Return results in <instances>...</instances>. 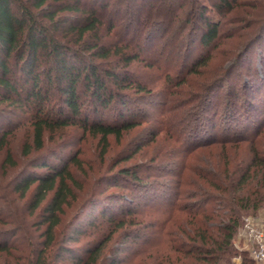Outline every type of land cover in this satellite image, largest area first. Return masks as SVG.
Wrapping results in <instances>:
<instances>
[{
  "label": "rangeland",
  "instance_id": "rangeland-1",
  "mask_svg": "<svg viewBox=\"0 0 264 264\" xmlns=\"http://www.w3.org/2000/svg\"><path fill=\"white\" fill-rule=\"evenodd\" d=\"M212 3L215 0H81V7H92L100 16L101 43L112 49L128 43L130 46L125 50L127 53L134 52L133 45H142L141 57L145 59L132 62L128 68L133 78L145 84L150 92L136 94L131 89L123 90V93L132 92L131 97L135 101L132 110L140 124L122 134L119 139L109 136L108 149L103 155L99 136H92L79 126H68L53 134L46 131L43 147L35 150L30 113L9 104L2 105L0 133L5 129L8 134L5 148L0 150V242L12 245V253H30L38 247L36 244L39 241V229L34 226L37 212L31 215L28 209L31 192L21 198L13 191L16 181L26 171H45L36 165L38 163H59L72 156L77 160V165H69L75 179L73 188L76 200L65 208L63 216L64 225L71 221V227H67L68 233L78 238L76 242H67L72 247L82 249L86 242L95 243L109 228L111 222L107 219V214L102 215V205H109L116 217L123 210L118 208L119 195L129 198L139 194L132 202L122 200L120 203L135 205L131 215L141 220V226H125L124 230L118 231L106 243L103 254L107 257L116 256L121 261L119 264H140L142 260L151 264L152 258L148 255L154 256L149 253H155L156 246L152 248V245L158 244L159 240L155 235L153 222L164 217L170 210L172 201L177 198L173 186L180 177L173 176L175 170L183 166L182 178H186L190 173L187 168L189 163H192L193 168L197 165V160H201L199 164L205 172L213 171V167L222 171L235 164L246 167L252 155L248 143L241 141L238 144L237 140L241 137H256L257 133L258 137L261 136L259 147L264 152V31L262 36L251 41L242 57L235 62L231 59L237 52L234 51L236 44L245 42L249 37L245 35L248 31L245 25L264 20V0H247V4L234 8L226 16L217 14ZM201 5L205 14L212 19L226 22L229 15H233L235 22L227 21L228 23L223 24V28L230 30H226V33L231 35L218 40L219 44L209 49L207 63L205 61L200 64L196 68L198 72L195 70L191 74L187 71L194 59L207 53L206 48L199 43ZM84 13L82 9L79 12H62L60 15L66 22L80 25ZM42 14L44 11H39V19H42ZM255 16L259 18L256 20ZM70 36L73 38L66 43L79 49V52L82 50L81 54H85L86 59L92 58L90 54L94 50L91 47L78 46L79 43L73 42L75 35ZM241 49L240 47L238 51ZM95 62L101 67L109 65L100 58H95ZM149 62L155 64L147 66ZM43 67L45 70H39V86L47 88L44 72L48 65ZM228 67L231 72L223 79L222 85H210L204 92L203 86L208 79L216 77L219 69ZM181 69L183 71L180 73ZM167 73L173 76L171 84L164 80ZM185 76L186 80L181 81ZM187 91L194 94V99L188 105L185 101L180 102L187 95ZM77 92L80 100L85 101L83 108L87 110L91 120L102 117L107 121L114 119L115 102L106 107L97 105V112L94 113L89 103L90 92L85 91L82 83L78 84ZM49 93L51 98H47V102L50 105L61 103L58 100L59 89L54 81L50 84ZM204 94V105L192 107L198 103L195 98ZM167 102L171 112L164 119L168 125H180L173 128L178 143L169 137L172 133L157 132L163 126L160 125L161 117ZM191 122H194V128L197 129L188 135L187 131L191 130L193 124ZM225 128L230 129L231 133H227L228 129ZM235 129L237 133L233 132ZM239 133L243 135L238 136ZM226 136L234 143L227 142L224 146L217 143ZM26 143L32 146L28 154H24ZM196 146L201 147L194 150L191 158L187 160L186 150ZM7 151H10V158ZM193 159L195 160L192 161ZM120 168L139 169L138 175L148 184L141 188L136 187L131 182V176L123 177L119 174L122 173ZM184 190L189 191L187 186H184ZM96 194H99V203L89 200L91 195ZM187 201V198H182L179 203ZM214 203L212 201L208 205ZM74 215H77L76 218ZM245 218H250L257 227L264 230V206L241 212L240 225L233 241V247L241 254L244 263L256 264L249 255L250 243L243 236L242 225ZM138 227L139 236L135 238L133 234ZM125 246L127 249L123 250ZM231 256L227 264H241L238 257ZM6 260L12 263L14 261L11 256L0 253V264H4ZM69 261L70 259L66 260ZM18 263L22 264L24 260Z\"/></svg>",
  "mask_w": 264,
  "mask_h": 264
},
{
  "label": "trees",
  "instance_id": "trees-1",
  "mask_svg": "<svg viewBox=\"0 0 264 264\" xmlns=\"http://www.w3.org/2000/svg\"><path fill=\"white\" fill-rule=\"evenodd\" d=\"M246 1L215 0L212 7L217 14L226 16L234 8L247 4ZM82 9L85 16L80 25L68 23L60 15L62 12H79ZM199 9L202 22L199 43L206 48L207 53L194 59V63L187 71L191 74L195 70L198 72L196 68L200 64L205 61V64L207 63L209 49L217 46L218 40L223 36L231 35L226 33V30H230L223 28V24L227 21L235 22L233 15H229L225 22L221 19H212L205 14L202 5ZM39 11H44L41 15L42 19L38 17ZM99 17L94 8L81 7V0H0V109L2 105L9 104L30 113V127L35 150L43 147L46 131L53 134L68 126H79L92 136H99V143L102 146L101 155H103L108 149L109 136L119 139L122 134L140 124V120L135 117L136 114L132 110L135 102L131 97L132 92L123 93V90L131 89L136 94L150 92L145 84L133 78L128 68L132 62L145 59L141 57L142 45H133L134 52L127 53L125 50L130 46L128 43L114 49L101 43ZM255 17L256 20L259 18ZM245 27L248 29L245 35L249 37L245 42L236 44L234 51L237 52L231 58L234 62L242 57L241 55L254 40L262 36L264 20L254 21ZM71 34L75 35L73 42L79 43L78 46L91 47L94 50L90 54L93 59H86L85 54H81L82 50L79 52V49H74L67 44L73 38V36L69 37ZM240 47L242 49L238 51ZM94 57L106 60L109 65L98 66ZM45 64L48 65L44 72L48 87L42 88L39 86L41 74L39 70H45L43 67ZM154 64L149 62L147 66ZM230 70L229 67L219 69L218 75L208 79L202 90L207 91L213 84L222 85L223 79L230 74ZM182 71L181 69L180 73ZM52 76L60 93L58 100L61 103L56 106L47 102V98H51L49 87L53 82ZM172 77L167 73L164 77L165 82L171 84ZM183 80H186V76L181 79ZM81 83L85 91L90 92L89 103L93 109L92 112H97V105L106 107L109 103L115 102L116 110L113 120L107 121L103 117L91 120L88 117L87 110L83 108L86 103L80 100L77 92L78 84ZM172 91L173 89L168 93ZM187 92V95L180 100L181 103L185 101L186 105L191 104L194 99V94L190 93L192 91ZM204 96L205 94L195 98L198 103L192 107L203 106ZM180 102L178 101V104ZM164 112L160 124L163 126L157 132L172 133L168 136L173 138V142L178 143L173 128L180 125L177 124L176 127L168 125L165 120L166 115L171 112L168 102ZM0 113L2 114L1 111ZM191 123L193 124H191V130L187 131L188 135L197 129L194 128V122ZM226 132L231 133L230 129ZM233 132L238 131L235 129ZM7 134L8 131L5 129L0 133V150L5 148ZM258 134L256 137H241L237 140L238 144L241 141L248 143L252 156L246 167L235 164L222 171L217 168L215 170L213 167V171L205 172L199 164L201 160H197L195 163L197 165L193 168H191L192 163H189L190 166L188 165L187 168L190 173L186 178H182L183 166L175 170L173 176L180 177L175 180V186H173L174 195L177 198L172 201L166 215L153 222L152 226L159 240L158 244L152 245V248L156 246L155 253H149L154 256L148 255L152 258L151 264H227L231 255L238 257L241 264H245L241 254L233 247V241L240 225L241 212L264 206V152L259 147L261 136L258 137ZM240 135L243 134L239 133L238 136ZM227 142L234 143L227 136L217 141L223 146ZM198 147L201 146L186 150L187 160ZM31 148L30 143H26L24 154H28ZM166 150L169 152L168 148ZM7 153L10 158V151ZM76 161L75 156L59 162L62 165L43 161L36 165L44 168L45 171L42 173L26 171L25 175L16 181L13 191L17 192L21 198L31 192L28 209L31 215L37 212L34 226L39 229V241L36 244L38 247L32 252L23 253L21 250L22 252L17 255L12 253V245L0 242V253L14 259L13 263L6 260L4 264H20L18 262L23 260L22 264H119L121 262L116 256H105L103 250L114 234L124 230L125 226H139V224L141 226V220L131 215L135 205L120 203L122 200L132 202L134 197L138 198L139 194L129 198L119 195L118 208L123 210L116 217L113 216V210L109 205L105 207L102 205V215L107 214V219L111 222L110 226L108 225L109 228L95 243L94 241L86 242L82 249L72 247L67 242H76L78 238L68 233L67 227H71V221L65 223V226L63 216L65 208L76 200L73 188L75 179L69 167L70 163L77 165ZM235 166H241V168ZM119 170L122 172L119 174L123 177L131 176V182L138 188L148 184L141 180V176L138 175L139 169L120 168ZM184 186H187L189 191L186 192ZM182 198H187L189 201L179 203ZM89 200L99 203V194L91 195ZM212 201L215 203L208 205ZM76 216L74 215V218ZM78 231L75 233H80ZM139 232L140 227L135 229L133 237L137 238ZM126 249L125 246L123 250ZM67 259L70 261L66 262ZM139 263L146 264V261L142 260Z\"/></svg>",
  "mask_w": 264,
  "mask_h": 264
},
{
  "label": "built area",
  "instance_id": "built-area-1",
  "mask_svg": "<svg viewBox=\"0 0 264 264\" xmlns=\"http://www.w3.org/2000/svg\"><path fill=\"white\" fill-rule=\"evenodd\" d=\"M243 236L250 243L249 255L256 264H264V230L257 227L250 218H245ZM240 261V260H239Z\"/></svg>",
  "mask_w": 264,
  "mask_h": 264
}]
</instances>
